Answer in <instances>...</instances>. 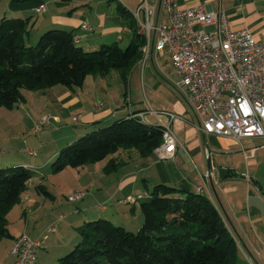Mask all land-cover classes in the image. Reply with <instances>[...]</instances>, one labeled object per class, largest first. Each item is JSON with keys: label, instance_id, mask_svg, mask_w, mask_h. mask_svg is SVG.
Segmentation results:
<instances>
[{"label": "crops", "instance_id": "1", "mask_svg": "<svg viewBox=\"0 0 264 264\" xmlns=\"http://www.w3.org/2000/svg\"><path fill=\"white\" fill-rule=\"evenodd\" d=\"M80 1L81 8L78 4L73 7L70 0H0V12L3 17L31 18L27 36L29 46L34 45L45 31L79 33L82 24H87L93 32L79 44L84 52L97 51L111 44L126 48L132 38V30L117 9L124 7L138 25L133 13L143 0ZM161 1L148 0L156 5L158 22L165 24L168 18ZM175 3L180 10L201 5L208 11L224 12L234 29L246 28L257 40L264 37V0H175ZM41 7L44 11L40 13L38 9ZM139 19L145 21L143 10L139 12ZM174 79L170 62L155 51L144 67L138 63L130 70L126 82L119 71L112 70L105 76L98 72L88 74L80 88L58 85L37 92L23 89L24 105L20 106H24L29 121L21 115L22 119L19 117L16 126L18 133L13 136L24 133L28 125L33 128L34 119H37L36 124L43 116H48L47 129L39 132L44 133L45 139L38 137L41 139L39 152L48 154L46 158H40L39 152L28 146L17 151L26 154L27 150L33 151L34 155H28L39 158L40 162L29 159L19 164L33 169L35 177L21 202L8 214H22L20 226L23 224V232L12 237L5 260H0V264H7L12 258L10 251L21 234L31 238L43 237L52 225L57 230L48 234L41 248L46 250L40 254L45 258L66 255L77 243L75 234L81 225L96 218L116 220L135 231L142 223L141 203L124 205L119 201L128 196L149 195L157 184L172 185L194 193L204 184L203 194L219 209L235 238L237 264H264V141L244 139L237 143L232 139L202 134L185 96L174 88ZM150 108L172 112L179 117L172 123V130L180 143L173 159L160 161L155 155L142 158L135 150L121 149L101 162L84 166L81 170L73 169L81 174V182L76 188L69 180H64V175L61 183L55 181L57 175L60 177L66 170L56 175L47 170V165L55 160L58 152L81 136ZM144 117L149 124H160L154 115L146 114ZM161 121L167 120L163 117ZM16 140H13L12 148ZM23 142L26 144L25 140ZM0 153L4 155V152ZM221 170L225 171L223 175ZM38 185L43 186L52 196L49 199L55 202H58L57 197L70 195L73 191L85 193L81 200L89 199L81 203L80 212L74 210L73 216L66 220L64 213L55 214L53 203L39 193ZM70 188L71 192L64 193ZM100 205H106V209ZM16 207L20 209L14 210ZM128 208L137 215L135 223L127 219L130 218ZM61 216L64 217L60 219ZM125 225L122 227L126 228ZM37 264H41V260Z\"/></svg>", "mask_w": 264, "mask_h": 264}, {"label": "trees", "instance_id": "2", "mask_svg": "<svg viewBox=\"0 0 264 264\" xmlns=\"http://www.w3.org/2000/svg\"><path fill=\"white\" fill-rule=\"evenodd\" d=\"M27 1V0H13ZM129 23L132 38L125 49L117 44L84 52L74 31L49 30L29 46L31 18L0 19V107L12 110L24 101L21 90L43 91L58 85L80 88L85 77L120 72L126 82L142 58L146 39L132 15L117 9ZM162 142V128L125 118L89 132L62 148L50 167L52 175L101 162L119 150H135L142 158L154 155ZM33 170L23 166L0 168V237L12 238L7 216L31 187ZM47 198L52 196L38 185ZM142 223L129 231L106 218L79 228L77 243L59 264H237L238 247L219 209L204 194L157 184L140 204Z\"/></svg>", "mask_w": 264, "mask_h": 264}, {"label": "built area", "instance_id": "3", "mask_svg": "<svg viewBox=\"0 0 264 264\" xmlns=\"http://www.w3.org/2000/svg\"><path fill=\"white\" fill-rule=\"evenodd\" d=\"M161 7L168 18L165 24L158 22L156 5L148 0H143L133 13L139 33L146 39L140 65L144 67L155 51L166 57L175 73L173 86L185 96L202 134L237 143L244 139L264 141V37L257 40L246 28L234 29L224 12L208 11L201 5L180 10L175 0H162ZM141 10L145 13L143 22L139 19ZM43 11L44 7L38 9L40 13ZM92 32L89 25L82 24L80 32L74 34V42L80 44ZM146 114L154 115L162 128V142L154 155L160 161L173 159L180 143L172 123L179 117L151 108L128 117L149 124ZM163 117L166 122L161 121ZM48 121V116L41 118L35 132L38 134ZM26 152L34 155L33 151ZM204 189L203 184L197 191L203 194ZM84 196V192L75 193L68 200L74 203ZM147 199L148 194H140L119 203L134 205ZM100 206L106 209V205ZM56 230L52 225L43 237L24 234L18 237L10 251L12 264H35L37 251L43 248L48 234Z\"/></svg>", "mask_w": 264, "mask_h": 264}, {"label": "rangeland", "instance_id": "4", "mask_svg": "<svg viewBox=\"0 0 264 264\" xmlns=\"http://www.w3.org/2000/svg\"><path fill=\"white\" fill-rule=\"evenodd\" d=\"M3 2H4V0H3ZM70 2L73 5V7H76L75 5L78 4L77 6H79L81 8V3H80L81 1L80 0H70ZM1 6H2V4H0V8H1ZM1 16H2V12H0V19H1ZM45 32H48V31H45ZM34 44H36V43H34ZM22 93H23V89L21 90V95H22ZM22 103L24 105V101H21L17 105H15L12 110H7L3 107H0V151L4 152V155H2L0 153V168H12V167L16 168V167L21 166V165H19V164H21V162L26 161V160L28 161L29 159H30L29 161H34L37 163L40 162L39 158L29 156L26 153H20V152L18 153L17 152L20 147L26 148L27 146L29 148L39 152L38 145H39V140H41L39 138L43 137L42 139L43 140L45 139L44 133L37 134L35 132V126H36V124L39 123L37 121L35 124V121L37 119H34L35 121H33V123H34L33 128L31 127V125L30 126L28 125V128L24 133H19V134L13 136L15 133H18V129H16V126L19 124V121H20V119H22V116H25V118L29 121V118L26 115L27 113L25 112V110H23L24 106H22V107L20 106ZM19 117H21V118L19 119ZM43 117H46V116H43ZM46 129H47L46 126H44V127H42L41 130L44 132ZM50 132L54 133V131H50ZM16 136H18V137H16ZM15 139H17L16 141H14V142H16V144L12 148V143H13V140H15ZM24 140L26 141V144H24V142H23ZM39 154H40V158H46L48 153L47 152H39ZM52 162L53 161H51V163L47 165V170L50 169ZM80 170H81V168H80ZM63 175H64V180L65 181L69 180V182L71 184L75 185V188L81 182V174H78L73 169H66V173L62 174L60 177H58V175H57V177L55 178V181L61 183V178ZM69 192H71V188L66 190L64 193H69ZM75 193H81V191H75V192L73 191V193H71L70 195L75 194ZM70 195L65 194V196L61 195V196L57 197L56 200H58V202H55L54 200H51L48 198L49 203H53V205H54L55 214L64 213V215L67 216L66 220L69 218V216H73L72 212L74 210L78 209L79 210L78 212H80L81 203H84L89 199V197H87L84 201L80 200L76 203H72L68 200V197ZM19 209L20 208L16 207L14 210H19ZM128 213L130 214V216H129L130 218H127L128 221L135 223L136 219H137V215L132 214L130 212L129 208H128ZM140 214L142 215L141 211H140ZM96 220H98V218L94 219L93 221H96ZM122 220H124V218H122ZM7 221H8V231H9V234H11V236L13 234L12 237H15L16 236L15 234H18L19 232H21V233L23 232V224H22V226H20V221H23L22 214L16 215L13 213V214H11V216H7ZM113 223L115 224V226H122V225L124 226L125 225V223L123 224L121 222H117L116 220L113 221ZM59 225H58V227H59ZM61 225H62V223H61ZM125 226H126V228H128L127 230H129V231L134 230V229H131L133 227H129V225H125ZM59 228H61V227H59ZM139 228L140 227L135 229V231H133V232L138 231ZM78 235H79V231L76 232V234H75V236H77V241H78ZM20 236H22V234ZM12 241H13L12 238H6V237L1 238L0 237V260H3V261L5 260V256L7 255V252H8L7 248L9 247V243ZM45 251L46 250H41V249H39L37 251L36 256L38 257V259H36V261H35L36 264H37V262H40V260H41V264H59L58 260L60 257L56 258V257H51V256L49 257L48 256L47 258H45L43 255H40L41 252L45 253ZM66 255H64V256H66ZM12 262H13V259L11 258L8 260L7 264H10V263L12 264Z\"/></svg>", "mask_w": 264, "mask_h": 264}, {"label": "water", "instance_id": "5", "mask_svg": "<svg viewBox=\"0 0 264 264\" xmlns=\"http://www.w3.org/2000/svg\"><path fill=\"white\" fill-rule=\"evenodd\" d=\"M159 7H160V5H159ZM220 173H221V175H223V173H225V171L224 170H221Z\"/></svg>", "mask_w": 264, "mask_h": 264}]
</instances>
